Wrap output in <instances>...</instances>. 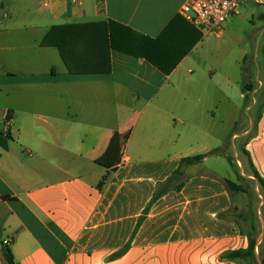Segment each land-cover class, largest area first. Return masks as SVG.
Returning a JSON list of instances; mask_svg holds the SVG:
<instances>
[{"label":"crops","instance_id":"crops-1","mask_svg":"<svg viewBox=\"0 0 264 264\" xmlns=\"http://www.w3.org/2000/svg\"><path fill=\"white\" fill-rule=\"evenodd\" d=\"M188 1L0 3V20L15 25L0 23V133L10 137L0 146V264H8L5 248L14 264H246L226 259L247 241L234 223L217 219L232 206L220 180L235 182L220 157L189 167L202 173L155 202L133 235L157 183L183 158L231 146L244 169L242 151L264 180V49L260 59L245 54L255 82L251 92L235 95L229 74L198 55L204 37L181 15ZM228 19L245 20L260 46L264 0H243ZM27 20L36 22L18 26ZM108 21L160 38L168 61L187 52L169 75L116 51L109 74L72 75L56 48L40 46L52 27ZM232 23L226 21L223 35ZM17 50L24 54L6 56ZM115 133L121 162L110 172L96 160ZM221 168L226 173L218 177ZM6 238L11 244L3 247Z\"/></svg>","mask_w":264,"mask_h":264},{"label":"trees","instance_id":"trees-1","mask_svg":"<svg viewBox=\"0 0 264 264\" xmlns=\"http://www.w3.org/2000/svg\"><path fill=\"white\" fill-rule=\"evenodd\" d=\"M199 38L198 36L197 39ZM160 40L159 38L152 41L141 35H137L124 26L108 21L101 23L66 24L52 27L40 42V46L56 48L65 68L69 74L72 75L109 74L111 71L110 51H116L131 57L144 59L162 74L169 75L187 51L183 52L174 60L168 61V56H162L161 54ZM252 90L253 85L249 82L242 87L243 94L251 92ZM246 99L247 96H245V100ZM7 140H10V137L0 133V146L4 149V142ZM226 150L227 147L224 146L203 155L181 159L177 169L171 176L164 182L157 183L152 198L143 212V216L139 218L135 226L133 235L137 232L149 208L155 202L171 192L178 193L182 190L185 182L188 180L186 170L189 167L201 164L209 157H225L229 164L237 170L239 178L238 183L226 179L220 180L231 198L232 203L235 195L247 194L244 180L238 173L239 168L237 163H234L229 156H226ZM242 155L247 158L248 176L252 177L251 181L258 189V194H256L257 200L259 201L258 197L263 199L260 212L264 221V180L253 168L248 154L242 151ZM120 162V138L118 134L115 133L111 137L104 154L96 160V164L107 171L114 172ZM106 182L107 177L104 176L97 184L96 188L102 192ZM232 210L231 206L226 212L218 214L217 219L234 223L239 229L240 236L246 239L247 247L245 249L231 251L226 255V259L230 261L243 260L246 264H250L251 261L255 260L256 241L261 232V229L256 225L259 219L257 210H249L247 213H239L238 215H233ZM240 221L248 223L249 231H245L240 227ZM128 247L129 244L117 254L123 253ZM258 248H263V251H259V256L261 264H264V237ZM4 257L8 264H14L12 255L7 248L4 250Z\"/></svg>","mask_w":264,"mask_h":264},{"label":"rangeland","instance_id":"rangeland-1","mask_svg":"<svg viewBox=\"0 0 264 264\" xmlns=\"http://www.w3.org/2000/svg\"><path fill=\"white\" fill-rule=\"evenodd\" d=\"M3 1L4 0H0V3ZM37 10H39V7L37 5V1H35L32 4V11H34V14H37L36 13ZM35 22L36 21L34 20L19 21L18 26L21 27L29 26L34 24ZM227 22L230 25L232 23V20L228 19ZM0 23L7 27L15 26L12 23H9L7 20H0ZM2 28L3 27L1 26L0 29ZM232 29L236 31H233ZM254 33L255 31H250L248 25L245 23V20H238L237 22L232 23V28L230 29V31L228 32L226 31L223 37H219V38L204 37L201 46L198 48V55L203 61L209 64L208 66L211 69H213L215 72H217L220 75L222 74L223 76L229 74V77L232 79L234 85H236L235 89L233 90L235 95H238L241 92L242 87L246 83L255 80V78L253 79L255 73L251 71L252 69L248 67L247 63H244V59L246 57L245 54H247V60H251L255 58L256 54H258L259 59L263 57L264 38L262 43L258 47L257 44H254L252 42ZM25 38L26 39L32 38L31 34H26ZM18 46H20V44ZM23 54L24 51L17 50L14 52L6 53V56L11 59H14L16 56H20ZM242 70H246L249 75H244ZM197 78H198L197 75H195L194 79L197 80ZM185 83H183V85H185ZM176 125L179 127V124ZM227 150H228V156L232 159L234 163H237V166L239 168L238 173L242 176L244 180V185L247 192V194H238L234 196L232 203V209H233L232 214L238 215L239 213H243V214L247 213L249 210H257V215L259 219L258 222H256V225L259 227V229H261V224H262L261 221H263V219L261 217L260 205L262 198L258 197L259 201L257 200L256 194H258V189L256 188V185L251 181L252 177L248 176V171L246 167L244 169L243 166L244 164H242L241 162L242 157L235 155L234 149L231 146L228 147ZM220 158H222L221 167H224V169L233 170V174H232L233 180H235V182H238L239 178H238L237 170H235V168L230 166V164L227 161V158L225 157H220ZM199 173H202V170H188L186 172V175L188 176ZM225 173L226 172L223 171V168H221V171H215V174L218 177L224 176ZM239 223H240L239 224L240 227H242L245 231H249L248 223L242 221H240ZM259 251H263V248L257 249V253H258V259H256L257 264L261 263Z\"/></svg>","mask_w":264,"mask_h":264},{"label":"built area","instance_id":"built-area-1","mask_svg":"<svg viewBox=\"0 0 264 264\" xmlns=\"http://www.w3.org/2000/svg\"><path fill=\"white\" fill-rule=\"evenodd\" d=\"M243 0H189L181 9L183 18L194 26L203 37H221L227 19L241 6ZM79 5V0H72ZM45 4V3H44ZM10 239L1 242L9 246Z\"/></svg>","mask_w":264,"mask_h":264},{"label":"water","instance_id":"water-1","mask_svg":"<svg viewBox=\"0 0 264 264\" xmlns=\"http://www.w3.org/2000/svg\"><path fill=\"white\" fill-rule=\"evenodd\" d=\"M261 206V205H260ZM261 232L257 238V241H256V248H255V260L251 261L250 264H257V261L256 259H258V253H257V249H258V246L260 245L262 239H263V234H264V223L263 221H261ZM261 264V263H260Z\"/></svg>","mask_w":264,"mask_h":264}]
</instances>
